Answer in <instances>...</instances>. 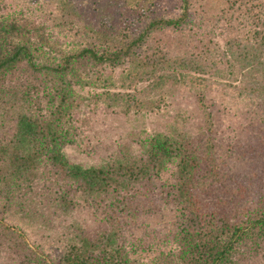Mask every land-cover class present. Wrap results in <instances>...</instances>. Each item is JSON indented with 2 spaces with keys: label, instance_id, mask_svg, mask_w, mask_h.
<instances>
[{
  "label": "trees",
  "instance_id": "16d2710c",
  "mask_svg": "<svg viewBox=\"0 0 264 264\" xmlns=\"http://www.w3.org/2000/svg\"><path fill=\"white\" fill-rule=\"evenodd\" d=\"M61 1L58 29L41 39L0 14V264H230L249 238L264 241V213L232 222L207 212L204 197L218 178L216 150L180 129L141 138L135 149L122 147L95 166L76 164L67 153L81 144L77 116L99 98L101 82L112 81L103 79L105 67L127 64L118 81L126 89L150 82L133 96L102 94L109 108L157 110L164 99L155 91L193 72L253 101L252 111L264 115V0H180L176 14L157 21L140 13L138 2H125V11L110 15L120 24L108 17L95 28L76 3ZM191 23L199 34L191 36L197 45L190 52L137 54L153 34ZM216 30L227 39L225 50L203 44L201 37ZM216 58L227 59V68L218 70L223 60ZM172 167L167 194L182 222L175 246L150 259L122 228L136 226V187L164 180ZM90 218L102 222L92 234L85 227ZM53 225L60 230L51 235Z\"/></svg>",
  "mask_w": 264,
  "mask_h": 264
},
{
  "label": "rangeland",
  "instance_id": "374dc122",
  "mask_svg": "<svg viewBox=\"0 0 264 264\" xmlns=\"http://www.w3.org/2000/svg\"><path fill=\"white\" fill-rule=\"evenodd\" d=\"M72 1L78 6L77 13L85 16L82 17L84 20L93 23L94 28L101 19L108 17H114L115 22L120 24L122 20L117 15H110L118 9L125 11V2L129 6L138 2V7L139 4L141 6L140 13L146 10L144 13H150L147 18L152 21H157L163 16L169 19L172 14L177 13L180 4V0ZM61 2L63 1L58 0L53 4L52 0H0V14L20 22L25 30L41 39L58 29L59 25L54 19L61 15ZM247 8L248 6H244L240 9L244 19L243 14L247 12ZM71 17L69 15V20ZM77 24L81 25L78 22ZM36 27L40 30H36ZM63 32L68 34L66 30ZM134 34H139L138 27L135 28ZM195 34L199 32L192 23L180 31L161 30L153 34L137 54L140 52L142 56L154 55L153 53L158 54L160 49L174 55L188 53L197 45L191 38ZM201 39L204 46L209 45L214 49L221 47L225 50L227 39L218 35L217 30L214 37L206 35ZM221 59L223 64L218 70L226 69L228 65L225 58H216V61L219 63ZM126 67L127 64L114 69H100L103 79L112 81L108 87L101 82L99 86L102 88L96 90L99 98L91 101L77 116L81 144L67 150L71 161L85 167L99 165L105 160H110L122 147L129 145L135 149L141 138L156 133L170 134L171 129L177 128L203 144L211 143L216 150L218 178L213 181L211 189L207 192L209 194L204 197L207 212L232 222L246 221L249 218L255 220L260 217L261 213H264V115L256 116L252 111L257 110L252 109L253 101L239 99L231 90L226 91L214 82H209L206 75L200 76L191 72L185 75L184 80L175 82L172 79L163 88L155 91L158 97L164 99L157 110L144 108L139 112H124L121 109L109 108L102 100V94L129 97L134 95V91L148 88L149 81L129 89L118 85V81L123 80ZM143 96L144 93H141L140 98ZM140 98L137 95V100ZM95 103H98L96 108ZM173 169L172 167L162 181L154 180L152 183H144L143 187H136V193L133 194L137 204L135 212L138 213L136 226L122 228L123 235L133 234L131 240L135 241L136 237L139 245H145L146 252L143 255H149L150 259L157 256L162 248L170 250L175 246L173 237L182 222L178 202L167 194L173 192L170 181L175 179L173 174L169 175ZM89 214L90 211L85 217ZM29 224L37 226L33 222ZM101 225V220L90 218L85 227L87 232L92 234ZM58 230L60 229L53 225L51 235ZM230 264H264L263 238H249L236 250Z\"/></svg>",
  "mask_w": 264,
  "mask_h": 264
}]
</instances>
